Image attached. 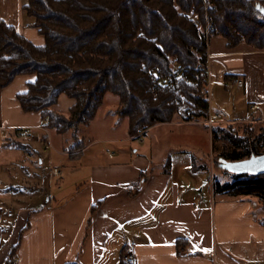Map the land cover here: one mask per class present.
Instances as JSON below:
<instances>
[{
	"label": "crops",
	"instance_id": "1",
	"mask_svg": "<svg viewBox=\"0 0 264 264\" xmlns=\"http://www.w3.org/2000/svg\"><path fill=\"white\" fill-rule=\"evenodd\" d=\"M0 20L36 46L45 45L27 23L22 0H0ZM226 44L223 37L209 41L211 80L243 79L227 105L235 113L240 100L260 113L224 119L214 114L228 125L264 122V50L246 44L230 50ZM34 80L18 76L0 89V264H123L131 248L138 264H264V225L253 212L255 203L217 199L213 186L209 200L195 183L177 181L172 169L148 176L142 156L101 164L88 154L94 141L69 149L40 113L22 110L17 95ZM21 129L29 135L19 136ZM13 140L26 150L10 146ZM64 168L79 178L66 182ZM180 239L187 241L181 251Z\"/></svg>",
	"mask_w": 264,
	"mask_h": 264
},
{
	"label": "trees",
	"instance_id": "2",
	"mask_svg": "<svg viewBox=\"0 0 264 264\" xmlns=\"http://www.w3.org/2000/svg\"><path fill=\"white\" fill-rule=\"evenodd\" d=\"M22 1L27 23L44 36L45 45L36 46L0 20V89L18 76L34 75L28 90L17 95L22 110L40 113L46 128L72 132L75 139L108 93L119 98L116 114L128 118L130 137L179 114L185 121L206 120L207 83L193 80L202 72L199 65L208 62L210 38L223 37L230 50L241 44L264 50L257 0ZM62 95L74 101L68 115L54 109ZM212 136L223 141L216 148L217 166L232 176H213L215 195L256 196L264 212V174H235L219 164L263 155L264 126L256 132L255 123L246 122L239 133L234 124L218 125ZM84 143L77 141L72 150ZM8 144L26 150L14 140ZM257 220L264 225V214ZM186 243L178 241L180 251Z\"/></svg>",
	"mask_w": 264,
	"mask_h": 264
},
{
	"label": "rangeland",
	"instance_id": "3",
	"mask_svg": "<svg viewBox=\"0 0 264 264\" xmlns=\"http://www.w3.org/2000/svg\"><path fill=\"white\" fill-rule=\"evenodd\" d=\"M218 38H221V36H212L210 39ZM225 83L212 78L207 84L208 98L213 114L219 112L220 117L224 119L242 116L251 117V115L260 113V110L251 112L247 103L240 100L237 101V111L234 113L233 107L227 105V102L233 101V94L239 90V86L235 85L230 89L225 86ZM118 102L119 98L116 95L108 93L97 113L95 122L91 125L82 126L77 134V139L83 140L85 145L92 141L96 142L89 149L88 154H94L95 159L99 156L100 161H98L102 162L101 164L106 165L109 162L122 163L123 161L131 163L134 156H142L148 163L144 170V173L148 176L154 173H162L165 169H172L177 181L185 185L195 183L194 185L203 190L205 197L209 200L212 197L213 176H219L223 179L232 177L217 166L218 154L216 148H221L223 141H214L212 129L218 125L227 126L228 124L219 122L222 119L216 121L212 127L207 125L205 120L185 121L179 114L172 122L149 128L144 139L141 140V138L130 137L128 118L116 114ZM73 103V100L62 95L54 109L68 115ZM219 106L221 108H218ZM246 122H236L234 124L239 133L243 132V125ZM249 122L255 123L256 132L264 126L263 121L252 120L247 123ZM61 136L67 139L64 144L69 149L76 145L77 140H75L74 133L69 132ZM102 140H105V142L102 143ZM98 141L99 143H97ZM106 148L111 154L107 152ZM80 161L82 162L81 165L85 166V159L82 158ZM193 164L199 166V175H193L194 171L189 169ZM203 166L208 167V170H201L200 167ZM68 171V168H64L66 182L71 183L79 178V175L76 177H73V175L67 176L66 172ZM145 177L146 175L143 174L142 179H145ZM216 197L217 199L228 198L226 195ZM245 200L256 204L257 207L253 210L254 213L264 214L262 212L263 202L259 198L248 196L245 197Z\"/></svg>",
	"mask_w": 264,
	"mask_h": 264
},
{
	"label": "built area",
	"instance_id": "4",
	"mask_svg": "<svg viewBox=\"0 0 264 264\" xmlns=\"http://www.w3.org/2000/svg\"><path fill=\"white\" fill-rule=\"evenodd\" d=\"M199 69L202 71L201 73H198L195 75V82H200V83H209L211 81V76H210V55L208 54V62L207 63H201L199 65ZM189 82H192V81H189ZM235 85H239V86H242L244 85V80L239 78V77H231L230 79H228V81L225 83V86L228 87V88H232L234 87ZM257 106H253L252 109H255ZM219 119V115L217 114H212L210 112L209 114V117L205 120V123L209 126H212L214 125V123L216 121H218ZM29 130L27 129H21V130H18L17 134L19 136H27L29 135ZM147 133V130L143 129L139 135H138V138H141V140L144 139L145 135ZM107 150V148H106ZM107 152L109 154H111V152L109 150H107ZM53 173L55 175H60L61 174V171L58 169V168H54L53 169ZM122 262L123 264H138V257H137V251L135 248H131L129 249L124 255H123V258H122ZM9 264H18V260L14 259L12 260ZM66 264H71V263H66Z\"/></svg>",
	"mask_w": 264,
	"mask_h": 264
},
{
	"label": "water",
	"instance_id": "5",
	"mask_svg": "<svg viewBox=\"0 0 264 264\" xmlns=\"http://www.w3.org/2000/svg\"><path fill=\"white\" fill-rule=\"evenodd\" d=\"M255 8L264 16V5L261 0H257ZM219 164L221 168L235 174H264V154L235 162L220 159Z\"/></svg>",
	"mask_w": 264,
	"mask_h": 264
},
{
	"label": "flooded vegetation",
	"instance_id": "6",
	"mask_svg": "<svg viewBox=\"0 0 264 264\" xmlns=\"http://www.w3.org/2000/svg\"><path fill=\"white\" fill-rule=\"evenodd\" d=\"M261 2H262V4L264 5V1H263V0H261Z\"/></svg>",
	"mask_w": 264,
	"mask_h": 264
}]
</instances>
